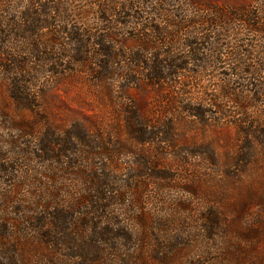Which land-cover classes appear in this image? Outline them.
Listing matches in <instances>:
<instances>
[{
  "label": "trees",
  "instance_id": "16d2710c",
  "mask_svg": "<svg viewBox=\"0 0 264 264\" xmlns=\"http://www.w3.org/2000/svg\"><path fill=\"white\" fill-rule=\"evenodd\" d=\"M21 1L20 7L17 0H0V12L8 13L0 15V75L11 99L46 126L38 133L28 129L22 159L51 163L46 179L76 176L83 186L71 191L53 185L35 195L25 209L32 230L26 238L47 246L52 256L68 252L79 264H107L102 260L107 256L108 264H129L124 251L143 237L129 222L118 221L131 212L128 207L114 210V204L123 205L117 178L126 169L119 167L118 156L138 155L135 179L146 175L166 189L174 188L177 178L157 163L162 153L139 154L136 148L168 144L172 150L181 132L215 124L242 127L244 150L264 147V0ZM127 29L135 31L133 47L120 40ZM214 68L223 69L222 78ZM70 76L88 78L117 109V118L102 123L99 116L81 113L66 130L46 107L56 106L48 99L51 88ZM237 80L253 93L251 105L231 88ZM229 99L238 103V120L231 119ZM172 154L184 167L187 158L204 156L185 146ZM237 155L249 158L247 152ZM102 156L105 164L96 168L93 158ZM5 165L0 158V173L9 176L15 166ZM132 197L129 207L138 208L141 203ZM131 220L136 225L139 217ZM202 221V232L219 233L218 215ZM22 224L0 217V264H5L2 254L9 264H23L11 244L19 243L15 232Z\"/></svg>",
  "mask_w": 264,
  "mask_h": 264
},
{
  "label": "rangeland",
  "instance_id": "374dc122",
  "mask_svg": "<svg viewBox=\"0 0 264 264\" xmlns=\"http://www.w3.org/2000/svg\"><path fill=\"white\" fill-rule=\"evenodd\" d=\"M17 2L21 7L23 2ZM1 14L8 17V13ZM121 32L123 37L120 40L133 47L135 31L127 29ZM124 38L127 40L123 41ZM213 70L216 78H222L223 69ZM1 78L0 75V158L9 164L6 167L13 164L15 168L9 176L0 173V208L3 210L0 217L23 221L15 232L21 238L19 243L11 241V244H15V251L23 255V264H79L78 260L66 257L68 252L52 256L45 251L47 246L26 238L32 230L24 220L27 216L25 209L29 202L35 201V195L50 190L53 185L71 191L83 189V186L76 181V176H64L55 181L46 179L43 175L50 174L51 163L22 159V153L28 150L30 143L28 129L33 126L38 133L46 126L33 111L20 107L11 99L8 84ZM47 78L48 74L40 78L41 85L46 84ZM246 85L244 81L237 80L231 88L247 96L242 100L251 105L254 95L247 92ZM51 89L48 99L56 102V106L46 109L64 121L62 125L66 130L70 120L81 116V113L99 116L102 123L117 118V109L84 76H70L55 83ZM229 104L234 116L231 119L241 118L238 103L229 99ZM253 109L251 107L250 111ZM241 129L230 124H215L205 129L181 132L183 137L172 150L168 144L136 148L139 154L147 151L162 153L163 159L157 163L169 171H163L164 174L177 178L175 182L171 181L174 188L162 189L160 186L165 183L150 180L146 175L135 179L141 166L140 162V166L137 165L138 155L118 156L119 167L126 169L117 178L122 188L123 205L114 204V210L120 206L125 212L124 207H128L131 212L118 221L129 222L143 237L139 245L128 246L124 251L129 264H264V147L254 144V148L244 150ZM43 133L44 130L39 135ZM184 146L201 151L204 156L187 158L188 165L181 166L172 153ZM244 152L249 154L248 160H238L237 154ZM105 159L104 156L93 158L95 167L104 165ZM133 183L138 189H132ZM188 187L192 192L183 189ZM133 194L141 203L135 209L129 207ZM30 207L34 208L33 205ZM215 214L222 223L219 233L213 236L210 232H202L200 226L204 217L213 218ZM134 217H139L136 225L131 220ZM10 250L13 251V247ZM95 258H100V255L90 257ZM102 260L107 264L111 262L108 256ZM1 261L9 264L10 258L2 254Z\"/></svg>",
  "mask_w": 264,
  "mask_h": 264
}]
</instances>
